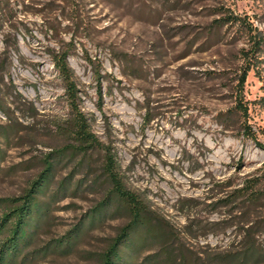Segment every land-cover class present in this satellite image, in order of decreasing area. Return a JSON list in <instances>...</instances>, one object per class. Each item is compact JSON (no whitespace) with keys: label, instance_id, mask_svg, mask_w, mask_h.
I'll list each match as a JSON object with an SVG mask.
<instances>
[{"label":"rangeland","instance_id":"374dc122","mask_svg":"<svg viewBox=\"0 0 264 264\" xmlns=\"http://www.w3.org/2000/svg\"><path fill=\"white\" fill-rule=\"evenodd\" d=\"M229 16L248 26L216 22ZM248 29L264 35V0H0V101L12 117L0 111V129H15L9 141L0 134V198L22 194L43 156L64 144L56 126L70 109L55 55L66 54L80 109L112 143L127 186L148 199L166 236L136 253L124 248L121 264H239L228 259L249 240L262 259L240 264H264V196L230 197L261 175L264 150L218 119L241 95L251 124L264 128V44L249 56ZM77 162L58 172L50 194ZM79 179L77 193L51 203L26 252L65 235L102 200L99 154L75 170L70 191ZM256 187L264 194V180ZM125 222L108 218L70 252L37 251L21 264H99Z\"/></svg>","mask_w":264,"mask_h":264},{"label":"trees","instance_id":"16d2710c","mask_svg":"<svg viewBox=\"0 0 264 264\" xmlns=\"http://www.w3.org/2000/svg\"><path fill=\"white\" fill-rule=\"evenodd\" d=\"M225 20H231L242 26H248L240 17L229 16L216 20L219 25ZM253 47L248 51L252 56L256 50H261L264 44V35L256 38L248 29ZM55 66L65 84L66 97L70 109V116L63 122L57 123L56 129L64 138V144L48 151L41 160L42 168L29 182L22 194L14 197L0 198V264H21L34 252L45 250L48 252L68 253L77 245L80 238L94 225L110 218H125L126 222L120 227L107 248L99 254V264H121L125 260L124 248H130L132 253L140 251L150 240H163L166 236L156 228L158 221L155 213L150 208L148 199L141 193L131 189L125 182V175L121 171V165L117 161L116 152L112 143H104L93 132L90 118L80 109V97L75 79V71L69 65L66 54L55 55ZM0 71H3L0 67ZM246 73L242 76V84ZM97 77L100 75L97 73ZM259 104L264 107V95L259 99ZM100 105V102H99ZM0 111L9 118L10 109L5 108L0 101ZM219 123L225 130L235 131L238 135L251 139L255 145L264 150V143L260 134L264 135V128L259 132L250 122L248 101L239 95L235 104L218 114ZM13 124L1 127L0 134L6 141L14 131ZM3 150L0 148V160L3 158ZM94 154L102 157V175L105 177L108 188L102 198L74 228L65 235L34 252H26L35 244L40 228L48 218L51 203L57 198L69 192L77 193L82 186V180H77L74 190L70 191L75 170L91 167ZM77 159L78 162L66 177L62 178L56 189L50 194L56 184L58 172ZM81 170V169H79ZM261 175L247 181L246 186L236 189L230 194L231 199L239 196L246 197L250 202L260 200L264 194L257 183L264 180V163L260 169ZM50 195L51 200L42 198ZM229 200V199H228ZM132 256V255H131ZM262 259L261 252L256 248L253 240H249L244 251L240 255L229 257V262L239 260L248 262ZM184 261V260H183ZM185 264V263H182Z\"/></svg>","mask_w":264,"mask_h":264}]
</instances>
